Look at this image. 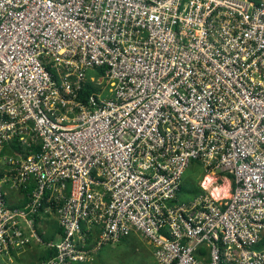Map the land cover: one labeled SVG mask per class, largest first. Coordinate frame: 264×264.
<instances>
[{"label": "built area", "instance_id": "obj_1", "mask_svg": "<svg viewBox=\"0 0 264 264\" xmlns=\"http://www.w3.org/2000/svg\"><path fill=\"white\" fill-rule=\"evenodd\" d=\"M193 162L226 196L179 200ZM42 209L39 264H264V0H0V264Z\"/></svg>", "mask_w": 264, "mask_h": 264}, {"label": "rangeland", "instance_id": "obj_2", "mask_svg": "<svg viewBox=\"0 0 264 264\" xmlns=\"http://www.w3.org/2000/svg\"><path fill=\"white\" fill-rule=\"evenodd\" d=\"M209 178L211 182L204 185L206 178ZM231 181L225 178L221 174H206L203 168L198 164L193 162L188 169L185 171L182 178L183 191L179 194V200L191 199L199 194H211L214 189L224 188L223 195L219 194L218 197H224L229 190V185ZM197 191L195 194L192 192ZM10 191H8L9 193ZM15 193L14 196L21 198L19 191H12ZM11 192V193H12ZM9 195V194H8ZM13 197L6 198V203L8 206H15L13 204ZM16 200V199H15ZM42 216L35 223V232L40 234L45 231L43 236L49 235L54 231L53 217L54 213H40ZM50 229V230H49ZM49 230V231H47ZM91 247V246H90ZM43 247L39 246V250ZM83 264H155L153 250L150 244L144 240V238L138 233H132L126 238H122L117 242H112L104 244L99 247L95 252L90 255L89 261Z\"/></svg>", "mask_w": 264, "mask_h": 264}, {"label": "crops", "instance_id": "obj_3", "mask_svg": "<svg viewBox=\"0 0 264 264\" xmlns=\"http://www.w3.org/2000/svg\"><path fill=\"white\" fill-rule=\"evenodd\" d=\"M20 196L21 198H17V196H14L15 193H11V191L8 193V197H13V204H16L13 207H21L23 205L26 204V200H25V194L21 191L20 192ZM16 199V200H15ZM42 216L39 215V217L37 218V221L41 218ZM53 223H54V231L51 232L49 235L54 236L53 241H50L49 243H54L56 244L60 238L61 235L57 232V230L59 229L58 224H57V220H56V216H54L53 218ZM36 221V222H37ZM35 222V223H36ZM50 230V229H49ZM47 230V231H49ZM26 234L29 235V233L26 231ZM36 234V232H35ZM41 234H45V231H43ZM37 238H39L38 234H36ZM39 246L43 247L42 250H39ZM47 249V246L45 243H43L40 239V241H36L35 239H31L30 243L28 244V246H26L25 248L21 249V250H11L9 255L3 257L2 259V264H39L40 261H42V256L44 255V251Z\"/></svg>", "mask_w": 264, "mask_h": 264}, {"label": "trees", "instance_id": "obj_4", "mask_svg": "<svg viewBox=\"0 0 264 264\" xmlns=\"http://www.w3.org/2000/svg\"><path fill=\"white\" fill-rule=\"evenodd\" d=\"M93 90L91 89V87L87 86L85 91H84V94H89L90 92H92ZM32 188L29 187L27 188L26 190H21L24 194H27ZM184 188L183 186L181 185L180 187V192L183 191ZM197 191L195 192H192L193 194H195ZM43 211V209L41 210ZM36 221H37V218H36ZM57 232L62 236V232H61V229L59 228L57 230ZM39 238L41 239V241L45 244H49L50 241H53L54 239V236H51V235H47V236H43L41 235L39 232L37 233ZM53 256H55V250L53 248H47L45 251H44V255L42 256V260H47V259H50L52 258Z\"/></svg>", "mask_w": 264, "mask_h": 264}, {"label": "bare ground", "instance_id": "obj_5", "mask_svg": "<svg viewBox=\"0 0 264 264\" xmlns=\"http://www.w3.org/2000/svg\"><path fill=\"white\" fill-rule=\"evenodd\" d=\"M209 182H211V180L207 177L206 179H205V181H204V185H206L207 183H209ZM223 192H225L224 191V188H222V189H214L213 190V193H212V196H214V197H218L219 196V194H221V193H223ZM221 195H223V194H221ZM226 196V195H225Z\"/></svg>", "mask_w": 264, "mask_h": 264}]
</instances>
